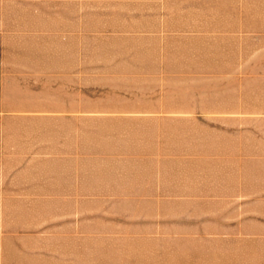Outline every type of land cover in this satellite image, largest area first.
I'll use <instances>...</instances> for the list:
<instances>
[{"label": "rangeland", "instance_id": "obj_1", "mask_svg": "<svg viewBox=\"0 0 264 264\" xmlns=\"http://www.w3.org/2000/svg\"><path fill=\"white\" fill-rule=\"evenodd\" d=\"M0 264H264V0H0Z\"/></svg>", "mask_w": 264, "mask_h": 264}]
</instances>
